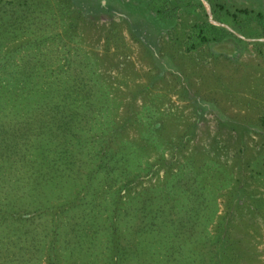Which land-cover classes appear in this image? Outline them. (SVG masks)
<instances>
[{"label":"trees","instance_id":"trees-1","mask_svg":"<svg viewBox=\"0 0 264 264\" xmlns=\"http://www.w3.org/2000/svg\"><path fill=\"white\" fill-rule=\"evenodd\" d=\"M207 1L212 18L240 29L239 14L256 12L252 35L264 37V0ZM114 7L141 46L166 29L159 47L144 45L156 58L246 42L210 21L202 0H0V264H260L248 239L264 242V148L250 151L243 135L264 137V115L219 119L240 143L231 162L191 148L196 120L150 119L162 113L146 101L152 79L124 83L142 116L117 121L97 55L81 59L77 34ZM180 7L196 12L193 22H177ZM117 25L102 23L105 53L123 44ZM250 42L264 58V39ZM192 96L197 111L212 103Z\"/></svg>","mask_w":264,"mask_h":264},{"label":"rangeland","instance_id":"rangeland-1","mask_svg":"<svg viewBox=\"0 0 264 264\" xmlns=\"http://www.w3.org/2000/svg\"><path fill=\"white\" fill-rule=\"evenodd\" d=\"M202 2L207 17L212 18V14L209 15L207 12L208 1L202 0ZM114 9L110 15L101 14L93 18L90 17L92 23L83 26H79L81 23L77 24V34L84 33L83 35H85V39L79 42L81 49L78 53L81 59L85 52L87 54L95 52L93 56L97 55V57H94V60L98 62L93 65L97 66L96 69L101 73L99 78L102 79V84L109 95H115L116 97L114 103L117 107L113 108L109 105V109L114 110L113 117L117 121L120 120V122L129 115L130 117L140 118L142 116V113H140L142 111V107H140L142 98H138L133 106H129L131 94H123L127 91L124 83L127 82L130 86H133L132 83L136 81L147 82L152 79V83H155V85L152 86V94L146 96V101L151 104L156 103L162 109V113L155 115L157 112L155 111V113L150 114V119L156 116L169 118L176 126L187 119L196 120L197 126L190 143L191 148L205 151L217 158L231 162L233 153L240 143L235 132L220 124L219 119L223 120L228 117L244 115L256 118L261 114L264 115V92L258 91V88L264 85V58L256 53L253 44L250 42L254 38H264L252 35L256 32L258 26L256 12H253L252 16L244 13L239 14L238 21L240 18V22L245 24L243 29H240L239 22L234 21L232 24L221 22L231 32L246 40L244 43L237 42L235 51L232 48L223 49V44L205 43L197 50L189 51L182 56L169 49L171 56L156 58L144 45H149L152 48L159 47L162 36L164 38L167 36L166 29L154 41L152 38L150 40L143 38L144 41L141 46L129 34L126 28L128 24L127 17L124 12H120L122 9H119V7H114ZM254 10L257 11V8H254ZM195 13L192 10L186 11L180 7L176 11L177 22L190 24L194 20ZM224 17L227 18V15H224ZM111 20L119 22L117 26L118 30L121 29L122 31L123 44H120L116 49L114 45H111L108 52L105 53L102 23L107 24ZM113 29L117 30L116 27ZM187 29L186 26L185 30ZM229 37L234 39L231 35ZM210 48L223 53L217 52L218 55H212ZM241 72L244 75H241ZM156 73H160V76H156ZM176 74H179L180 78ZM151 75L155 76L151 77ZM240 80H246L247 86H244V83L240 84ZM257 86L258 88H256ZM195 91L208 94V97L212 99L210 106L197 111L192 98ZM246 98L251 100L250 104L245 103ZM136 111L140 114H135ZM142 118L145 119L146 117ZM128 130V135H134L133 137L138 135L133 127ZM176 132L177 128L170 129L171 135ZM243 139L250 151L260 147L264 148V137L262 135L246 130ZM222 210L223 197L220 196L219 212ZM261 229L263 230V228ZM233 231L235 235H242V231L238 227H234ZM245 231L252 232L253 229L251 226H246ZM258 239H260L259 236L250 237L248 245L255 246V249L258 247V250L255 251L256 256L260 264H264V242H258ZM43 260L44 257L41 261ZM79 261L77 259V262Z\"/></svg>","mask_w":264,"mask_h":264},{"label":"water","instance_id":"water-1","mask_svg":"<svg viewBox=\"0 0 264 264\" xmlns=\"http://www.w3.org/2000/svg\"><path fill=\"white\" fill-rule=\"evenodd\" d=\"M207 12H208L209 15H211V11H210V8H209V5L208 4H207ZM210 20L212 22H214V23L225 25V24H223V23H221L219 21H216V20L212 19L211 17H210ZM259 39H264V38H259Z\"/></svg>","mask_w":264,"mask_h":264},{"label":"flooded vegetation","instance_id":"flooded-vegetation-1","mask_svg":"<svg viewBox=\"0 0 264 264\" xmlns=\"http://www.w3.org/2000/svg\"><path fill=\"white\" fill-rule=\"evenodd\" d=\"M222 42L224 44H226V46H232V40H230V39L225 38V39H223Z\"/></svg>","mask_w":264,"mask_h":264}]
</instances>
